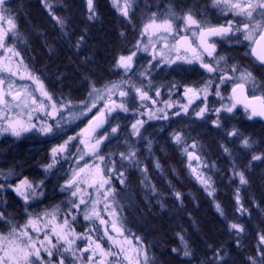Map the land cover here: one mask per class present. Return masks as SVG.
I'll return each mask as SVG.
<instances>
[{
	"label": "trees",
	"instance_id": "obj_1",
	"mask_svg": "<svg viewBox=\"0 0 264 264\" xmlns=\"http://www.w3.org/2000/svg\"><path fill=\"white\" fill-rule=\"evenodd\" d=\"M49 3L51 11L65 21L63 29L52 19L42 0H11L8 7L18 21L17 30L25 41L23 53L33 69L55 97L80 105L89 99L92 85L103 89L124 77L116 67L117 60L137 49L141 24L133 15L126 18L118 14L108 0H93L96 18L92 20L88 19L84 0ZM234 125L244 137L256 141L252 152L243 154L240 146L225 141L219 130L191 121L171 127L158 124L157 132L149 126L146 139L139 140L141 150H146L151 142L148 150L156 163H146V173L137 169L127 171V188L134 199L124 216L129 228L145 240L156 264H251L249 257L264 264L258 255V250H264L260 242L264 235V160L251 161L253 154L264 153V133L257 124L236 121ZM177 130L195 141V149L206 162V174L213 182V196L196 181L188 159L174 144ZM226 144L234 158L224 152L222 145ZM51 149L48 143L29 147L24 138L2 142L0 162L5 170L15 171L32 182L39 181ZM234 170L243 172L248 183L241 185ZM237 188L245 212L237 210ZM176 192L181 194L179 200ZM8 198L10 209L18 215L15 199ZM216 203L221 205L223 216L217 212ZM231 223L240 224L244 231L230 230ZM185 242L190 257L183 255ZM174 248L179 251L173 252ZM217 250L223 257L219 262L213 259Z\"/></svg>",
	"mask_w": 264,
	"mask_h": 264
},
{
	"label": "snow or ice",
	"instance_id": "obj_2",
	"mask_svg": "<svg viewBox=\"0 0 264 264\" xmlns=\"http://www.w3.org/2000/svg\"><path fill=\"white\" fill-rule=\"evenodd\" d=\"M45 7L49 10V14L52 19L60 25L63 29L65 21L56 16L52 11V5L49 0H42ZM113 5L118 11L124 16L129 17V12L132 7V0H112ZM6 0H0V49L5 53H9L7 57H0V73H7L8 76H0V105L4 106L0 108V112H3L5 108L10 109V101L7 99L11 97V101L16 102V107H23L25 109L30 108L29 101L32 107L28 112L29 120L32 119L31 112H43L45 116L51 117L55 124H50L47 122L42 123L41 126L29 123L25 125L20 120H8L7 127L0 128V132H11L12 135L19 137L22 132H28L33 129L38 130L42 134H51L55 129H60V121L56 119L57 116H62V113L66 110H70L72 103L70 100H66L57 104L53 96L45 89L43 83L30 72L27 71L25 66V73L20 74L18 71L19 64H23L21 60L17 65V69L12 67V58L18 57L20 53L15 50V48L8 44L10 37H15L18 35L17 23L14 18L8 13V10L4 7ZM214 5H224L228 11L234 17H240L238 21H228L226 24L222 25H211L207 20L197 19L196 15L191 9L185 12L182 16L178 15L175 11L169 9L168 13L163 17H158L157 13H152L148 22L144 25L141 35L151 33V36H158L159 40L163 41V47L165 49H171L179 52L184 49L186 52L192 53V58L189 59L186 56L177 55L176 60H186L187 63H192L193 60L199 61L200 66L204 68L208 73H217L219 75V83L215 84V91H210L213 88L214 81H207L203 88L201 89H186L185 94L192 93L193 97L199 99L201 94L203 95L204 106L200 107L198 111H195V116L203 119L207 112H213L216 115V119L212 121L215 127H221L220 113L227 112L233 113L238 106H242L244 111L247 113V118L249 120L253 118L264 119V86L258 87V82L253 75V72L247 68L240 69L238 65L233 64L230 70H221V62L227 63V58L223 55H214L216 53V41L212 38H219L225 41H231L235 38L236 43H241V37L243 41L248 43V52L246 55L254 58L255 62L259 65L264 66V0H213ZM89 20L95 19V9L93 6V0H87ZM176 21H179L183 27H178ZM5 24L7 25L5 27ZM188 32L195 40L190 39L188 35L182 33ZM123 35V33H122ZM151 36L149 37L151 39ZM169 37L172 38L173 43L169 44ZM83 40V37L80 38ZM79 43V42H78ZM195 45V46H193ZM139 48V42L136 45ZM144 51H148L147 46H145ZM202 53H206L207 57H211L212 61L205 62ZM136 52L133 51L131 54L124 56L121 55L118 60L116 67L123 68L125 72H129L133 68V57ZM153 59L156 56L153 55ZM161 62L172 64L175 60L168 59L161 53ZM229 71L233 74L239 73L238 76L230 75ZM142 76L146 73H141ZM19 76V79H28L33 81L37 85L35 91L40 93L44 99L39 100L33 92L29 91L28 86L22 85L17 86L10 79V77ZM232 83L231 94L228 97H224L220 91V85L226 83ZM126 83V82H121ZM7 84L5 89L4 85ZM251 85V87H247ZM135 93L141 101L152 100L155 104L156 100L149 96L148 91L145 90L144 86L137 87L136 85H131ZM151 87V83L149 86ZM120 88V83H112L106 85L103 89H97L95 85H92V90L89 92V98L95 97L96 100L104 99V95L108 94V99L111 101V95L114 90ZM260 94H257V92ZM213 94L219 97L221 101L227 99L228 103H222L218 108L210 109L206 103L207 96ZM129 95L128 91L120 90V97H127ZM160 93L157 91L156 96ZM45 100L49 103H45ZM193 103L192 98H189L187 105H182V111L187 114L188 107ZM83 110L80 115H86L87 112H91L93 108L96 107V103L93 102L89 106L88 101L82 102ZM166 107H173L172 104L165 102ZM49 108L51 109L49 111ZM116 110L123 112H129L130 109L126 106L125 102L116 103L111 101L110 105L106 104L104 108L98 110L97 114L89 120L86 128L82 129L77 136L68 137L63 144L53 147L51 149V155L53 158V163L46 166L47 169L53 168L56 157L67 151L68 145L73 140H79L80 144H83L89 153L99 160L101 163L88 165L85 163L83 166L74 170L70 179H68L64 186H62V191L66 189H75L71 192L72 197H78L79 202L69 201L70 208L67 215L63 218L58 217L55 212L48 213L45 212L42 216H37L35 218L29 217L27 223L22 226V230L19 231L17 235V229L13 228L8 236L0 235V243L7 241L8 247H0V264H150V258L147 253V249L142 246V241L140 237L134 234H126V230L122 227L121 221L119 219V212L113 203H109V199L115 202V190L111 184V176L116 175L121 184L125 183L126 177L123 171H117L114 167V161L111 162L112 166H102L106 157L99 152V146L105 139H108V135L96 136L97 130L102 128L108 121V117ZM157 111L165 113L164 108H160ZM70 115H73L69 111ZM177 112L175 115H179ZM143 115V113H141ZM149 119L152 118H162L167 119V113L162 117H156L155 113L149 112ZM145 123L144 120H136L135 123L131 125L132 134L135 136L140 135V129ZM119 125L112 127L111 133H116L118 131ZM228 136L237 137L240 136L238 130L233 129L228 132ZM94 143H91L92 140ZM173 140L177 145H183V152L187 153L189 161L196 160L201 162L200 156L188 150L189 146L184 144V138L181 133H175L173 135ZM149 147L151 142L149 141ZM256 143L250 137H243L241 139V146L246 149H251ZM197 147L194 142L191 148L195 149ZM225 153L231 155L230 150L223 146ZM79 151V149H78ZM87 154V153H86ZM122 161H129L130 163L135 161L136 152L130 150L127 154L121 152L119 153ZM83 155L80 156L82 160ZM264 160V153L253 154L251 161H261ZM250 161V163H251ZM137 166H138V162ZM206 166V165H205ZM159 168V163L156 164ZM189 168L192 169L193 173L197 174V180L204 186L205 191L209 196H213L215 189L213 188V182L211 177L205 176L203 173H197V169L193 168L191 163H189ZM145 173L147 169H142ZM234 175L239 178V183L245 185L248 183L247 178L241 171H235ZM43 183L42 181L40 182ZM141 183H145L141 180ZM81 185H85L87 188H94L98 193H101L104 201L103 211L111 218L110 220L105 219L101 215V210H98L97 205L101 203L100 200H86L84 199V188ZM7 187L12 188L16 195L23 198L27 203L30 197H35L37 195V189L40 187L39 184H34L28 178L21 179L15 186L8 185ZM5 185L0 184V190H3ZM153 192H155V187H152ZM176 198L179 200L181 194L179 192L175 193ZM236 202L238 205L237 210L241 212L247 211L243 208L240 201L239 188L236 190ZM91 203V207L88 205ZM84 206L83 208L81 206ZM217 212L221 216L224 215L223 209L219 203L215 205ZM79 212L83 215L85 221L98 220L99 224L104 226L103 235L97 238H93L90 235L93 231H99L98 228L93 227L88 229L84 233H77L73 227V222L76 220V215L74 213ZM47 217V220H44ZM0 218H3V213H0ZM29 229L31 231H29ZM110 229V230H109ZM230 230H235L240 233L244 231V228L238 223H231L229 225ZM32 233H36L33 236ZM43 233V238H40V234ZM106 238L108 246L106 247L102 241ZM180 239L183 241V237ZM78 240L86 241L84 247H79L77 245ZM261 244H264V235L260 236ZM173 252L179 251L178 249H172ZM81 253V255H77ZM83 253H89L87 257ZM185 257H190L191 252L187 248L185 242V248L183 251ZM258 255L261 261H264V250H258ZM142 257V259H141ZM214 260L217 262L221 261L223 257L220 255L219 250L215 253ZM251 264H257L255 257H249Z\"/></svg>",
	"mask_w": 264,
	"mask_h": 264
},
{
	"label": "rangeland",
	"instance_id": "obj_3",
	"mask_svg": "<svg viewBox=\"0 0 264 264\" xmlns=\"http://www.w3.org/2000/svg\"><path fill=\"white\" fill-rule=\"evenodd\" d=\"M11 0H6V3L4 7L8 10V13L11 14V16L14 18L15 15L12 14L11 10L9 9L8 5ZM87 3V0H84ZM112 8L117 11L118 14L122 15L120 11L117 10V8L113 5L112 0H108ZM121 3H123V0H121ZM168 3L166 0H132V7L129 12V17L133 15V17L137 18L139 23L141 24V29L143 30L144 25L148 22L149 18L151 17L152 13H157L158 17H163L167 14V8ZM88 9V5H87ZM89 12V11H88ZM127 17V18H129ZM135 18V19H136ZM16 18H14L15 20ZM15 22H18L15 20ZM7 25L5 24V27ZM18 29V28H17ZM18 35L15 37H10L8 40V44L13 46L16 51L20 53L18 57L12 58V67L13 69H17V65L22 60L23 64H19L18 71L20 74L25 73V66L27 68V71L30 72L32 75L36 76L44 85L45 89L53 96L54 101L59 104L61 102H64L66 100L61 99L60 97H55L52 90L45 84V82L41 79L39 74L33 69L32 65L30 64V61L25 57L23 51L25 52V41L24 36H21L19 31L17 30ZM142 31L140 32V38L138 40L139 42V48L133 50L136 52V55L133 57V68L129 72H125L123 68H119L123 73V80L121 81L119 79L120 88L114 90L113 94L111 95V101H115L116 103H121L122 101L126 103V106L130 109L129 112H123L120 110L114 111L110 115V121L112 120V117H114L117 113H121L124 118L126 117V121L128 127L125 126L124 131L128 134V138L122 139L123 141H117L115 138L117 137L116 133H111L109 130H104L102 132H99L96 134V136H102V135H108V139H105L103 143L99 146V152L100 154L104 155L106 157L105 161L102 163V166H108L111 167V162L114 161V167L117 171H123L124 175L126 177L125 183L121 184L119 179L116 177V175L111 176V184L115 190L116 196H115V202L109 199V203H113V207L117 209L119 212V219L121 221L122 227L126 230V234L131 237V235H135L140 237L142 241V246L147 249L148 256L150 258V264H156L155 256L152 255L151 250L146 247L145 240L140 236L139 232L132 230L127 225V217L124 216L125 209L131 208L133 204V195L131 191L127 188V180L128 175L126 174L127 171H132L134 169H137L136 171H142V169H147L146 163H151L155 165V159L151 156L150 150H148L149 144H147L146 150H141L139 146V140L142 138V135L145 134L146 129L148 127L155 126L156 124H165L169 119L172 118V114L174 113L173 108L166 107L165 101L163 99L166 96V91H164V85L162 84L164 80V70H165V64L161 62V53H163V56L169 57L171 54V49H165L163 47V41L159 40L158 36H151V33L141 35ZM151 36V39L149 38ZM173 42L172 38L169 37L168 43L171 44ZM24 46V47H23ZM145 46H147L148 51H144ZM132 51V52H133ZM131 52V53H132ZM23 53V54H22ZM10 55L9 53H5L2 49H0V57H7ZM153 55L156 56V59H153ZM141 73H146V75L142 76ZM0 76L7 77V73H0ZM10 79L15 83L17 86L26 85L28 86L29 91L33 92V94L39 99L43 100L44 98L40 96V93L38 91H35L37 88V85L33 83V81L24 79H19V76L10 77ZM126 82V83H121ZM149 83H151V87L149 86ZM136 85L137 87L144 86L145 90L148 91V94L150 97H152L154 100H156V103L153 104L152 100H145L141 101L137 94L135 93L134 89H132L131 85ZM5 89L7 88V84L4 85ZM124 90L128 91L129 95L127 97H120L119 91ZM157 91H159L160 95L156 96ZM165 92V93H164ZM8 100L10 101V109L5 108L3 112H0V128L7 127V121L8 120H20L25 125L29 123L36 124L38 127L42 125V123L47 122L50 124H55V121L48 116H45L43 112H36L32 111L31 116L32 119L29 120L28 112L32 106L30 101V108L25 109L23 107H16V102L11 101V97H8ZM89 106L91 103L95 102L96 107L92 109L91 112H87L86 115L81 116L80 112L83 110V104L75 105L72 103V107L70 110H66L62 113V116H57L56 119L60 121V129H55L53 133L48 134L50 136L52 135H59L60 142L58 145L63 144L65 140L68 139V137L71 136H77L78 133L81 132L82 129L87 127L88 120L92 117V115L97 114L98 110L105 107L106 104H110L111 101L108 99V94L104 95V99L96 100L95 97L89 98L88 100ZM45 103H49L45 100ZM173 105V104H172ZM160 108L165 109V113H167L168 118L162 119V118H152L149 119V112L155 113L156 117H162L165 113H161L157 111ZM200 108V105H194L191 104L188 107V112L185 114L182 110H180L184 114V118H188V121L195 122L196 124L203 126L204 124H207L210 128L213 130H219L221 133L224 134V140L228 143H236L238 146H240V149L243 151V154L252 152L256 144L253 145L251 149H246L241 146V139L244 137L242 133L237 129V127L234 125L233 122L240 121L241 124H244L246 122H249V119L247 118L245 112L243 110H234L233 113H227V112H221L220 113V121H221V127H215L212 124V121L216 119V115L213 112H207L205 114V117L203 119L198 118L195 116V111H198ZM51 109L49 108V111ZM69 111L73 114L70 115ZM143 113V115H141ZM174 116V114H173ZM177 117V115H175ZM144 120L145 123L140 129V135L135 136L132 134V128L131 125L136 122V120ZM187 121V122H188ZM230 123L229 125H227ZM247 124V123H246ZM233 129H236L239 131L240 136L237 137H230L228 136V132L232 131ZM31 131H38L36 129H33ZM121 131L119 127V132ZM30 132V131H28ZM27 132H22L19 137L14 136L11 134V132H0V138L1 137H13V138H24L25 134ZM40 134H42L40 132ZM119 134V133H118ZM46 135V134H43ZM47 136V135H46ZM249 137V136H247ZM184 138V144L189 146L188 150L190 152L195 153L196 155L200 156L199 152H197L196 149L191 148V145L195 142L192 139H188L186 136H183ZM253 139V138H252ZM255 141V140H254ZM95 140L93 139L91 143H94ZM174 144L181 150V154L187 159V153L183 152V145H177L175 142ZM235 144V145H236ZM228 148V144L224 145ZM79 149V151H78ZM231 151V148H228ZM234 149V148H233ZM130 150H134L136 152V158L135 161L130 163L129 161H122L120 158L119 153L123 152L127 154ZM232 152V151H231ZM87 153V154H86ZM83 155L84 158L81 160L80 156ZM144 155V156H143ZM229 155V154H228ZM143 156V157H142ZM232 158H234V153L232 155H229ZM236 159V157H235ZM138 162V166L137 163ZM53 163V158L51 155V152L49 154V158L47 159L46 165L44 168L40 171V177L41 179L39 181H33L34 184H39L40 187L37 189V195L35 197H30L27 203L23 200V198L16 195L15 191H13L12 188L7 187L8 185L15 186L19 183L21 179H24V177L20 176L19 173L12 171V170H1L0 171V184L5 185V188L3 190H0V213H3V218H0V235L8 236L9 233L13 228L17 229V235L19 234V231L22 230V226L27 223V220L29 217H37L42 216L45 212L53 213L63 218L67 215L70 203L69 201H75L79 202L78 197H72L71 192L75 189H66L61 190L62 186L65 185L66 181L71 178L72 173L74 170H77L79 167L83 166L85 163L88 165H93L97 163H101L99 160H96L95 157H93L89 150L83 145L80 144L79 140H73L68 145V149L66 152L58 155L56 157V162L51 169L46 170V166L48 164ZM191 162H188V165ZM204 161L201 160L200 163H191L193 168L197 169V173H203L205 176H207V167H205ZM142 165V167L139 170V166ZM191 169V168H190ZM191 172L193 173L192 169ZM142 173H145L142 171ZM194 178L196 181L204 187L196 178L195 173H193ZM209 177V176H207ZM146 180L149 181V177H145ZM43 182L42 184L40 182ZM32 182V181H31ZM82 188H84V199L86 200H100L101 203L97 205L98 210H101V215L105 218L110 220L111 218L107 215L106 212L103 211L104 208V201L101 193H98L95 189L87 188L85 185H81ZM13 197L15 199V202L17 203L19 207L18 215H15L14 212L10 209L9 201L10 199L8 197ZM55 198L58 200L56 201ZM55 200V201H54ZM84 207L83 205L81 206ZM88 207H91V203H89ZM76 215V220L73 222V227L75 228L77 233H84L88 231V229L96 227L99 229V231H93L90 233V235L93 236V238H97L99 236L103 235V228L104 226L99 224L98 220L94 221H85L83 219V215L79 212L74 213ZM44 220H47V217H44ZM29 231H31L29 229ZM33 236H36V233H32ZM40 238H43V233L40 234ZM86 241L84 240H78L77 245L79 247H84L86 245ZM102 243L105 244V246H108V242L106 238L102 241ZM0 247H8L7 241H3L0 243ZM264 247V244H263ZM80 255L81 253H77ZM0 255H3V252H0ZM142 259V257H141Z\"/></svg>",
	"mask_w": 264,
	"mask_h": 264
},
{
	"label": "flooded vegetation",
	"instance_id": "obj_4",
	"mask_svg": "<svg viewBox=\"0 0 264 264\" xmlns=\"http://www.w3.org/2000/svg\"><path fill=\"white\" fill-rule=\"evenodd\" d=\"M168 3L167 8L165 10L169 11L171 9L172 11H175L178 15H183L185 12H187L189 9L193 11V13L196 15L197 19L201 20H207L211 25H222L226 24L228 21H238L241 19L240 17H234L228 9L224 5H214L213 0H166ZM176 25L178 27H183L182 24H180L179 21H176ZM184 35H188L190 39L195 40V37H192L190 33L185 32L182 33ZM216 41V53L214 55H223L227 58V63L221 62L220 64V69L223 70H230L231 65L236 64L239 66L240 69L247 68L250 71L253 72V75L255 76L257 82H258V87L259 86H264V66L259 65L258 62L254 61V58L251 56L246 55L248 52V43L246 41L242 40L241 37V43H236L235 38H233L231 41H225L221 40L219 38H212ZM173 43V42H172ZM195 46V45H193ZM177 55L180 56H186L187 58L191 59L192 58V53L191 52H186L184 49H181L179 52L175 50H171V54L168 57V59L175 60V63L172 64H165V70H164V82L162 83L164 87V91H166V96L163 99V101L173 104V109L174 110V116L173 114L171 115L172 118L169 119L166 124L171 127L173 124H186L188 121V118H184V114H181L182 112V105H187L189 98H187L188 94L186 95V89L192 88V89H201L203 88L204 84L212 80L214 81L213 88L210 90L212 92L215 91V84L219 83V75L220 72L217 73H208L204 68L200 66L199 61L193 60L192 63H187L186 60H176ZM205 62H210L212 61L211 57H207L206 53H202ZM230 75H236L238 76L239 73H231L229 71ZM123 80V79H122ZM121 80V81H122ZM119 82V81H117ZM247 87H251V85H247ZM231 88H232V83H226L220 85V91L224 97H228L231 94ZM165 93V92H164ZM257 94H260L258 91ZM192 95V93H191ZM193 100L194 105H200V107L204 106V101H203V95L201 94V98L199 99H193V97H190ZM8 99V98H7ZM208 107L210 109L212 108H218L221 106L222 103H228L227 99L224 101H221L219 97H216L213 94H210L207 96V101H206ZM110 105V104H109ZM4 106H0V108H3ZM237 110H243V107L238 106ZM179 112L180 114L175 117V113ZM245 112V111H244ZM246 116L247 113L245 112ZM96 115V114H95ZM94 115H92L93 117ZM92 117L90 119H92ZM89 119V120H90ZM126 117L121 113H117L114 117H112V120L110 121V116L108 117L107 123L100 129L96 134L99 132L106 130H109L111 132L112 127H116L119 125L121 131L117 132V137L115 140L117 141H123L124 139L128 138V134L126 131H124V128L128 127L127 123L124 124L126 121ZM88 120V122H89ZM233 123V121H230ZM248 125L252 124H257L260 126L264 133V122L256 119H251L249 122H246ZM245 123V124H246ZM163 124V123H161ZM228 123L227 125H229ZM88 125V123H87ZM156 124L152 128L154 129L153 132L156 130ZM204 126H208L207 124H204ZM124 127V128H123ZM147 130V129H146ZM166 131V130H165ZM165 131H160L161 133ZM157 132V131H156ZM177 133L178 130L176 131ZM119 133V134H118ZM146 133V132H145ZM182 134V133H181ZM183 135V134H182ZM142 135V137H144ZM184 136V135H183ZM146 139V137H144ZM16 139H21V138H13V137H1L0 138V144L2 142L6 143L8 141H13ZM123 139V140H122ZM24 142L28 143L29 147H39L44 145L45 143H48L50 148L52 147H57L59 142H60V137L59 135H43L40 134L39 131H30L27 132L24 136ZM188 158V157H187ZM201 158V157H200ZM202 160V158H201ZM195 163H200V162H195ZM206 167V166H205ZM5 170L2 167V164L0 162V171ZM78 255V254H77ZM81 255V254H80ZM85 257L89 255V253H83ZM82 264V262H81Z\"/></svg>",
	"mask_w": 264,
	"mask_h": 264
},
{
	"label": "water",
	"instance_id": "obj_5",
	"mask_svg": "<svg viewBox=\"0 0 264 264\" xmlns=\"http://www.w3.org/2000/svg\"><path fill=\"white\" fill-rule=\"evenodd\" d=\"M190 97H193V95H191V93L188 94L187 98H190ZM193 99H196V98L193 97ZM0 106H2V105H0ZM240 107H242V106H240ZM254 119H256V120H260V121L264 122V119L259 118V117L254 118ZM104 125H105V124H104ZM100 129H102V128H100ZM100 129H98L97 132H98ZM191 162H197V161H196V160H192ZM91 189H94V188H91ZM109 230H110V229H109Z\"/></svg>",
	"mask_w": 264,
	"mask_h": 264
},
{
	"label": "bare ground",
	"instance_id": "obj_6",
	"mask_svg": "<svg viewBox=\"0 0 264 264\" xmlns=\"http://www.w3.org/2000/svg\"><path fill=\"white\" fill-rule=\"evenodd\" d=\"M120 142V141H119ZM188 159V158H187ZM188 161H189V159H188ZM189 162H191V161H189ZM191 163H195V162H191Z\"/></svg>",
	"mask_w": 264,
	"mask_h": 264
}]
</instances>
